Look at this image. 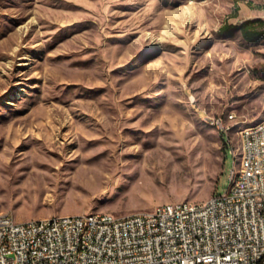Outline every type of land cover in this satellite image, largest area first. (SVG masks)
Here are the masks:
<instances>
[{"label":"rangeland","instance_id":"obj_1","mask_svg":"<svg viewBox=\"0 0 264 264\" xmlns=\"http://www.w3.org/2000/svg\"><path fill=\"white\" fill-rule=\"evenodd\" d=\"M248 19L264 0H0L2 208L123 217L224 192L264 119ZM231 113L229 136L206 116Z\"/></svg>","mask_w":264,"mask_h":264},{"label":"built area","instance_id":"obj_2","mask_svg":"<svg viewBox=\"0 0 264 264\" xmlns=\"http://www.w3.org/2000/svg\"><path fill=\"white\" fill-rule=\"evenodd\" d=\"M227 134L222 115H206ZM241 170L205 201L165 203L106 225L103 213L17 221L0 203V264H264V125L241 131Z\"/></svg>","mask_w":264,"mask_h":264},{"label":"bare ground","instance_id":"obj_3","mask_svg":"<svg viewBox=\"0 0 264 264\" xmlns=\"http://www.w3.org/2000/svg\"><path fill=\"white\" fill-rule=\"evenodd\" d=\"M234 114L235 113H231V114H228L227 116H228V118H231ZM211 123L213 125L217 126L215 120L212 119ZM259 125H264V119H262L261 121L255 123L253 125H249V126L243 128L241 131L248 130L251 127H259ZM232 126L233 125H227V131L231 130ZM244 154H246V142H245V140H242V156H241V161H240V167L237 170H241L242 169ZM233 170H236V169H233ZM96 213H100V212H96ZM104 215L105 216H112V218H106V225H114V220H126V216L117 217V216H114V215H112L110 213H104Z\"/></svg>","mask_w":264,"mask_h":264},{"label":"crops","instance_id":"obj_4","mask_svg":"<svg viewBox=\"0 0 264 264\" xmlns=\"http://www.w3.org/2000/svg\"><path fill=\"white\" fill-rule=\"evenodd\" d=\"M246 21H248V23H249V25L248 26H251L252 24H254V23H261V24H263L264 25V20L262 19V20H258V21H252V20H250V19H248V20H246ZM254 22V23H253ZM243 23V22H242ZM241 26V25H240ZM236 27H234V25H231V24H226L224 27H223V29H225V30H230V29H235ZM250 29V28H249Z\"/></svg>","mask_w":264,"mask_h":264},{"label":"trees","instance_id":"obj_5","mask_svg":"<svg viewBox=\"0 0 264 264\" xmlns=\"http://www.w3.org/2000/svg\"><path fill=\"white\" fill-rule=\"evenodd\" d=\"M248 25H249L248 21H245V22H243L241 24L242 31L244 33H247V34H248V31H249V26Z\"/></svg>","mask_w":264,"mask_h":264}]
</instances>
